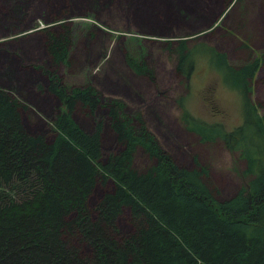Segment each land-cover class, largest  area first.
Listing matches in <instances>:
<instances>
[{"label": "trees", "instance_id": "obj_1", "mask_svg": "<svg viewBox=\"0 0 264 264\" xmlns=\"http://www.w3.org/2000/svg\"><path fill=\"white\" fill-rule=\"evenodd\" d=\"M134 2L157 10L160 20L175 14L168 8L189 7L182 0H171L167 11L158 0ZM199 4L207 6L202 12L216 6L213 0ZM145 12L140 8L138 17L151 21ZM9 20L14 23L5 25ZM0 21L1 33L20 26L19 15L4 0ZM55 23L58 29L50 24L34 30L46 38L51 62L41 69L44 89L58 102L51 127L29 130L22 120L29 105L0 83V264H264V112L250 98L264 57L249 55L237 66L205 42L190 45L189 38H182L175 49L169 45L178 76L189 77L199 53L211 71L243 98V120L231 129L204 123L179 102V121L187 131L201 141L221 143L245 161L247 184L230 200L219 202L204 180L206 167H179L142 114H129L121 100L102 99L99 90L104 82L99 88L65 84L57 67L68 65L71 28L67 20ZM124 60L135 75L155 83L154 68L144 59L126 53ZM16 84L26 86L21 80ZM78 107L96 116L92 132L74 118ZM104 111L115 145L103 157ZM138 155L147 160L142 167L135 166ZM96 185L103 193L90 204ZM125 211L130 231L122 233L119 217Z\"/></svg>", "mask_w": 264, "mask_h": 264}, {"label": "rangeland", "instance_id": "obj_2", "mask_svg": "<svg viewBox=\"0 0 264 264\" xmlns=\"http://www.w3.org/2000/svg\"><path fill=\"white\" fill-rule=\"evenodd\" d=\"M4 1L19 15L20 26L0 32V83L29 105L22 111L23 123L29 130L36 132L51 127L58 110V102L44 89L46 81L41 69H47L51 63L44 45L46 38L34 30L50 24L58 29L55 20H67L72 36L68 65L57 67L65 84L84 86L90 83L99 88L104 82L99 90L102 99L105 102L121 100L126 103L129 114H142L148 128L179 167L188 170L196 165L206 167L208 173L204 180L217 201L230 200L247 184L248 177L243 175L245 161L236 152L219 142L201 141L179 121L181 101L204 123L235 128L243 120L242 96L225 85L199 53L189 77L178 76L174 70L176 56L170 50L177 47L178 39L189 38L190 45L205 42L214 46L225 53L232 65L243 64L249 55L250 59L257 55L264 57V0H229L230 3L213 0L215 9L204 12L209 2L205 6L199 4V0H182L189 7L168 8L175 14L167 20H160L157 10H149L135 0ZM170 1L158 0V3L167 11ZM140 8L147 11L145 19L158 23L169 21L173 25L151 26V21L138 17ZM13 20L5 25L14 23ZM126 53L144 59L154 68L155 83L135 75L127 67ZM11 64L16 71L13 66L9 68ZM261 67L252 83L250 98L261 104V112H264V65ZM18 80L26 82L24 88L19 84L20 90L16 84ZM74 118L89 133L95 128L96 116L90 117L80 107L74 112ZM100 120L104 157L114 147L115 140L105 111ZM135 162L136 167H142L147 160L138 155ZM102 193L103 187L96 185L89 197L90 204L97 203ZM125 214L126 211L119 217L122 233L130 231Z\"/></svg>", "mask_w": 264, "mask_h": 264}, {"label": "crops", "instance_id": "obj_3", "mask_svg": "<svg viewBox=\"0 0 264 264\" xmlns=\"http://www.w3.org/2000/svg\"><path fill=\"white\" fill-rule=\"evenodd\" d=\"M262 67H260L259 69L261 70Z\"/></svg>", "mask_w": 264, "mask_h": 264}]
</instances>
